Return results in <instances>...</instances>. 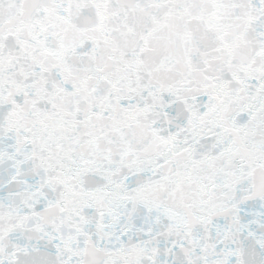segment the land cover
<instances>
[{"label": "snow or ice", "instance_id": "obj_1", "mask_svg": "<svg viewBox=\"0 0 264 264\" xmlns=\"http://www.w3.org/2000/svg\"><path fill=\"white\" fill-rule=\"evenodd\" d=\"M0 264H264V0H0Z\"/></svg>", "mask_w": 264, "mask_h": 264}]
</instances>
